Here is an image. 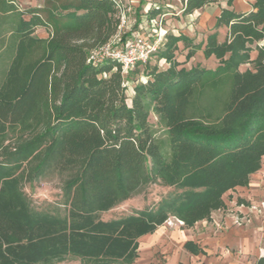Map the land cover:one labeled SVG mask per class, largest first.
<instances>
[{"label": "trees", "instance_id": "16d2710c", "mask_svg": "<svg viewBox=\"0 0 264 264\" xmlns=\"http://www.w3.org/2000/svg\"><path fill=\"white\" fill-rule=\"evenodd\" d=\"M18 1L0 0V57L9 59L0 84V264H133L142 238L171 218L183 229L210 221L226 194L262 170L264 0L243 14L221 10L206 47L228 30L206 55L219 61L215 71L183 67L179 45L189 60L203 44L167 34L157 63L126 77L113 60L89 63L119 33L116 0H43L27 10ZM179 1L184 17L218 2ZM161 15L148 11L150 19ZM40 29L47 38L35 36ZM250 63L254 70L243 71ZM130 75L143 81L128 103ZM48 175L62 179L64 216L35 211L25 192ZM153 184L174 192L135 215L101 218ZM184 248L203 252L191 241Z\"/></svg>", "mask_w": 264, "mask_h": 264}, {"label": "rangeland", "instance_id": "374dc122", "mask_svg": "<svg viewBox=\"0 0 264 264\" xmlns=\"http://www.w3.org/2000/svg\"><path fill=\"white\" fill-rule=\"evenodd\" d=\"M139 0H122L126 6V24L121 32L120 40H130L134 35L148 36L158 31L156 25L146 21L145 9L136 8L132 4ZM250 0H241L237 4V12L248 8ZM226 3V0H220ZM43 3V0L18 1L17 5L22 10H27ZM155 7L161 8L162 27L167 34H184L193 39L196 44H203L200 52L191 59H186L187 51L181 49L176 53L177 61L186 69L200 67L215 71L220 63L215 56L206 57L209 49H216L222 45L227 37L228 30L222 28L218 31L215 41L207 49V37L214 33L215 15L218 12L217 5L209 9L184 17L180 3L177 0H156ZM36 37H47L43 29L35 34ZM9 59L0 57V84L8 66ZM157 59L152 58L151 64L155 65ZM160 68H165L164 61L159 63ZM141 69V68H139ZM242 70H254L253 64H247ZM136 80L143 81L139 76L130 75L127 79L132 88ZM128 89V103L133 97L131 89ZM207 98L203 99L206 101ZM150 124L156 131H163L154 115H150ZM63 182L55 175H48L33 183L25 185V192L30 198L32 208L38 212H52L65 215L63 202ZM174 189L162 185H149L142 188L129 200L121 203L108 213L101 215L104 221H111L127 216L135 215L147 208H152L173 193ZM226 207L222 211L215 212L210 221L196 224L192 229H183L176 219L171 218L154 234L140 240L139 257L133 264H264V159L262 170L251 177V183L247 188L237 189L224 197ZM243 202V205L239 203ZM197 244L203 252L194 256L184 248L186 242ZM52 264H126L122 261L96 262L82 261L76 258H67Z\"/></svg>", "mask_w": 264, "mask_h": 264}, {"label": "built area", "instance_id": "2783aa9c", "mask_svg": "<svg viewBox=\"0 0 264 264\" xmlns=\"http://www.w3.org/2000/svg\"><path fill=\"white\" fill-rule=\"evenodd\" d=\"M117 9L120 12V30L109 44L93 51L89 57V63L94 66L102 64L106 60H113L120 64L122 75L128 76L136 67L143 65L152 60L153 57L161 50L165 41L167 31L162 27V19L156 17L150 19L148 12L146 13V21L151 25H156L158 31L153 35L140 36L134 35L130 40L123 42L120 40L121 32L126 24V6L122 0H116ZM126 86H130L126 83ZM130 88V87H129Z\"/></svg>", "mask_w": 264, "mask_h": 264}, {"label": "crops", "instance_id": "0c3cea01", "mask_svg": "<svg viewBox=\"0 0 264 264\" xmlns=\"http://www.w3.org/2000/svg\"><path fill=\"white\" fill-rule=\"evenodd\" d=\"M154 1H156V0H139V1L133 2L132 5H133L134 7H136V8H138V9H139V8H141V9H145V8H147V7H149V9H150L152 6H154V5H153V2H154ZM177 1L180 3V8H181V10H182V4H181V2H180L179 0H177ZM227 2H228V0H226V3H221L220 0H218L217 3H215V4H213V5L209 6V7H206V8L203 9V10H200V11L196 12L195 14L201 13V12H203V11L209 9V8L212 7V6L217 5L218 12H217V14L215 15V25H216L217 18L219 17V15H220L222 9H229V10H232V11L238 13V14L247 13V12L253 10V5H254V3H255V0H250V1H248V2L250 3V4H247L248 8L245 9V10H241L240 12H237V11H235L234 9H236L237 4H239V2H241V0H236V1L232 4L231 7H229V6L227 5ZM42 4H43V3H42ZM42 4L38 5V7L42 6ZM35 7H37V6H35ZM195 14H194V15H195ZM191 16H192V15H191ZM45 33H46V32H45ZM46 34H47V33H46ZM182 34H183V33H182ZM47 36H48V35H47ZM177 36H178V35H177ZM42 38H47V37H42ZM179 49H181V45H179ZM183 50H184V49H183ZM166 67H167V65H166ZM166 67H165V68H166ZM130 89H131V91H132V93H133V89H132V88H130Z\"/></svg>", "mask_w": 264, "mask_h": 264}, {"label": "water", "instance_id": "95a60500", "mask_svg": "<svg viewBox=\"0 0 264 264\" xmlns=\"http://www.w3.org/2000/svg\"><path fill=\"white\" fill-rule=\"evenodd\" d=\"M180 223V222H179ZM180 224H182V223H180Z\"/></svg>", "mask_w": 264, "mask_h": 264}]
</instances>
